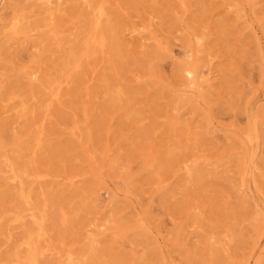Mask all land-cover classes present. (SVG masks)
<instances>
[{
  "label": "rangeland",
  "instance_id": "obj_1",
  "mask_svg": "<svg viewBox=\"0 0 264 264\" xmlns=\"http://www.w3.org/2000/svg\"><path fill=\"white\" fill-rule=\"evenodd\" d=\"M252 1L254 5L243 0H188L190 7L184 11L176 0H157L154 5L149 0H108L109 13L118 27L120 57L113 63L107 56L91 59L77 82L64 86L61 103L47 101L52 116L43 122L44 149L38 152L33 146L38 129L35 124L42 116L40 103L48 99L43 87L53 77L54 66L81 38L88 24V10L76 0L65 3L57 13L46 11L35 0H8L7 16L11 18L12 9L19 8L26 17L24 26L32 31L10 39L0 35V148L6 149L21 172L49 174L31 184L35 205L47 204L46 244L56 250L43 264H65L67 251L76 263L189 264L190 254L195 264L214 241L220 250V264L226 260V252L221 251L224 243L235 264L252 252L257 235L251 219L254 207L234 186L241 179L239 154L243 146L239 137L248 126L251 107L264 102V24L258 26L264 20V0ZM240 6L245 11L236 12ZM174 12L181 20L175 19ZM214 13L217 15L212 16ZM153 14L156 17L149 26ZM219 19L226 21L223 28ZM52 23L59 25L60 33L44 35ZM133 29L137 31L131 42L122 35ZM193 30L210 33L200 61L206 64L204 74L208 68L212 74L200 95L185 87L178 70L188 59L187 50L196 48L189 35ZM152 33L158 35L156 40L162 41V46L173 50L172 58L161 55V60L153 59L158 45L146 40ZM140 42L144 47L138 46ZM34 58L38 76L32 81L23 70ZM115 82L123 85L135 110L145 116L142 123L126 115L124 104L109 102L104 92L106 83ZM176 94L181 97L177 99ZM10 95L16 97L6 102ZM21 100L31 112L26 118L19 117ZM249 100L254 103L250 108ZM174 119L177 123L172 126ZM206 120L210 121L206 127L224 131L207 135L201 128L195 134V126H203ZM75 123L80 126L81 141L68 133ZM261 125L264 141V115ZM174 143L181 149L168 158L164 151ZM106 145L117 164L105 167L101 180L85 150H93L104 162ZM147 152H156L159 167L143 169V154ZM181 159L187 165L197 163L199 170L206 161L225 165L187 183L184 169L173 174ZM260 165L264 172V151ZM3 169L0 158V209L17 202V189L4 179ZM127 174L133 178L128 197L119 188ZM73 175L78 176L71 187L67 177ZM159 179L163 180L160 190ZM82 202L85 205L67 227L56 221L59 206L73 207ZM189 206L194 208L189 211ZM139 215L146 218L150 233L131 230L122 235L111 228L131 225ZM97 224L103 225L101 231L111 229L97 236L90 251V236ZM174 230L180 233L168 234ZM1 232L10 234L11 240ZM22 233L21 226L7 220L0 223L1 257L13 250ZM138 241L141 246L137 249L145 247L147 252L142 261L133 251L132 243Z\"/></svg>",
  "mask_w": 264,
  "mask_h": 264
},
{
  "label": "bare ground",
  "instance_id": "obj_2",
  "mask_svg": "<svg viewBox=\"0 0 264 264\" xmlns=\"http://www.w3.org/2000/svg\"><path fill=\"white\" fill-rule=\"evenodd\" d=\"M39 5L45 8L46 11H51V13H57L63 7L65 3H70L74 0H35ZM83 3L88 10V24L87 27L82 32L81 38H77L74 44L71 45L70 49L66 54L59 60L57 65L54 66L53 77L48 78L46 85H44V90L48 96L44 102L40 103V108L42 109V116L40 121L36 123L37 132L34 138L33 146L38 151L41 152L44 149V120L49 119L52 115L49 112L50 101L54 100L58 103H61L62 97L65 95L63 93L64 86H69L77 82V79L80 73L83 71L85 65H88L90 60L96 56H107L108 62L113 63L116 58L120 57L121 47H120V37L118 33L117 24L112 19V16L109 13L108 0H76ZM154 5L157 0H149ZM180 6H183L187 11L190 7L188 0H176ZM234 1V0H231ZM244 2L251 3L254 5L255 2L252 0H243ZM240 4V3H239ZM243 4H241L242 6ZM228 7H231V2L227 3ZM237 7V5H234ZM238 7L236 12L245 11L243 7ZM10 8L8 0H0V35L7 36L10 38H17L18 36H25L29 34L32 29L24 26L25 15L17 7L12 9L11 18L7 16L6 10ZM202 12H205V4L201 5ZM151 11H154V8H151ZM231 13V10H227ZM175 13V12H174ZM182 15V14H181ZM213 14L212 16H216ZM175 19L177 21L181 20V16H177L175 13ZM156 15H152L150 18L149 26H152V19ZM225 20L219 19V27L223 28ZM75 25L74 22H72ZM264 24V20L258 26ZM262 27V26H261ZM128 30V29H127ZM146 30L150 31L148 26ZM253 31V34H256L254 27L250 28ZM137 29L132 31H127L122 36L127 37L132 42V36L135 35ZM44 35H49L60 33L59 25L57 23H52L46 26V29L43 31ZM139 32V31H138ZM143 32V31H141ZM133 34V35H132ZM210 33L199 32L193 30L189 32V35L193 37L196 48L188 49L187 54L188 59L183 61L179 67V73L181 77L185 80V87L194 90L199 95L202 93V88L204 85H209L210 76L212 72L208 68L207 72L204 74L202 68L205 65L201 64L200 54L206 49L204 45L206 39ZM129 35V36H127ZM157 34L152 33L151 38L154 42L156 41L158 45V51H156V56L153 57L155 60H161V55H166L167 57L172 58L173 50L168 46H162V41H157ZM189 39V38H188ZM61 44H59L60 46ZM139 47H144V43L140 42ZM208 54V53H207ZM39 67V66H38ZM23 73L25 76L29 77L32 81L37 79V60L34 58L32 64L27 66ZM204 74V76H203ZM105 95L112 104H117L121 106L125 105V112L128 117L133 118L135 123H142L145 116L141 115V112H137L132 104L130 96L123 88V85L120 82L115 83H106ZM16 96H7L5 98L6 102L11 101ZM181 94H176V98L179 99ZM49 101V102H47ZM254 103L249 100L248 107L250 108ZM263 108L259 107L262 106ZM19 117H27L29 111V106L26 101L21 100L19 104ZM248 126L241 133L240 141L242 151L239 154V168H240V183L235 184L237 187L236 191H239L247 200H249L254 207V212L252 213L251 219L257 226V235L254 240L252 252L244 258V260L239 264H264V186L262 180L264 181V172L261 171L263 168L260 165L261 154L264 151L263 147V130L261 125V116L264 115V102L261 104L253 105L248 113ZM25 117V118H26ZM178 119V118H177ZM177 119H174L171 124L172 126L177 123ZM210 123L209 120H206L204 125L199 127L195 126V134H199L198 129L205 128V133L207 135L219 133L224 131L219 128L206 127ZM80 126L76 123L73 127L70 128L69 132L72 137H77L78 141L82 140V134H79ZM90 137V136H89ZM226 138V136H225ZM180 146L177 143L168 145L164 151V155L168 158L173 157L179 154ZM86 157L88 161L91 162L93 169H96V175L103 180V169L105 167H114L117 164V161L114 158L110 157V148L108 145L105 147V158L104 162L101 161L91 149L85 150ZM0 158L3 161L2 170L4 173V179L9 183L13 184L16 187L17 191V202L8 207L0 209V223L7 220L14 225L23 227V233L17 243L14 245L13 250L5 257L0 256V264H43L45 258H50L56 254V250L53 247H50L46 244V238L48 236V230L46 228L47 223V204L44 201L42 205H35L33 202V187L32 183H36L40 180L45 179L49 176L48 173L36 170L31 173L21 172L12 158L8 157L6 154V149L0 148ZM185 159L179 161L178 168L174 171V175L181 169H184L186 174V181L190 183L194 178H203L204 175H211L213 172L219 168V166L225 165L223 162L213 163L206 161L204 163L203 169L205 167L211 166V170H203L197 168V163L192 165L185 164ZM154 166L159 167L158 155L156 152H147L143 154V169L152 168ZM205 173V174H204ZM78 175H73L67 177L68 182L71 187L75 184V180ZM122 186L119 188L124 190L125 195L128 197L131 195L130 185L132 184L133 178L128 174L122 178ZM163 183L162 179L158 180V190L162 188L161 184ZM157 190V191H158ZM43 195V193H41ZM116 196V195H115ZM114 196V198H115ZM84 201V200H83ZM114 201V199L112 200ZM85 202L77 204L73 207L68 206H59L56 213V221L62 226L67 227L72 218L77 217L79 212L82 210ZM194 207L189 206V211ZM102 224L96 225V231H94L90 236L89 249L90 251L94 250L93 243L97 241V236L102 235L105 231L109 229H114L118 232H121L122 235H125L128 231L139 230L144 234L150 233V227L146 223V218L142 215H139L136 220L131 225L118 224L117 226H111L106 228L104 231H101ZM178 231V230H177ZM169 231L171 233H180ZM1 235L6 236L4 232H1ZM8 241L11 240V235L6 236ZM163 237H161L162 239ZM231 239L233 236L231 235ZM132 243V242H131ZM134 253L137 256L138 261L145 259L147 252L145 247L137 249L141 246L140 242H133ZM216 241L210 242L205 250L201 259L195 264H220V250L215 247ZM222 252H226V255H223L224 259L221 264H235L233 263L232 257L229 254V248L226 247V243L223 244L221 248ZM65 264H87L86 262H75V259L70 251H67L65 254ZM186 254V258H187ZM193 258L188 256L187 261L189 264H194Z\"/></svg>",
  "mask_w": 264,
  "mask_h": 264
}]
</instances>
